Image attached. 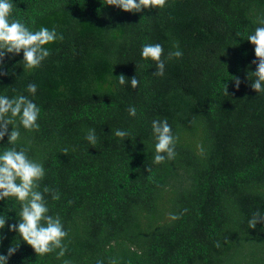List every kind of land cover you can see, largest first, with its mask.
<instances>
[{
  "label": "trees",
  "instance_id": "obj_1",
  "mask_svg": "<svg viewBox=\"0 0 264 264\" xmlns=\"http://www.w3.org/2000/svg\"><path fill=\"white\" fill-rule=\"evenodd\" d=\"M12 2L11 20L63 36L45 46L51 54L37 68L9 54L0 95L22 94L40 108L38 130L17 118L16 147L43 164L40 190L59 192L45 199L68 250L37 256L9 230L21 205L8 198L0 254L20 245L8 264H264V223L249 227L254 213L264 215V93L250 87L256 56L247 41L264 0H167L140 13L107 0ZM148 43L164 48L163 76L142 57ZM176 44L183 55L169 59ZM164 119L178 137L176 156L155 164L152 121ZM118 129L129 135L116 137ZM9 146L5 136L0 152Z\"/></svg>",
  "mask_w": 264,
  "mask_h": 264
},
{
  "label": "clouds",
  "instance_id": "obj_2",
  "mask_svg": "<svg viewBox=\"0 0 264 264\" xmlns=\"http://www.w3.org/2000/svg\"><path fill=\"white\" fill-rule=\"evenodd\" d=\"M167 0H107V5L115 6L125 12L140 13L144 9L163 8ZM13 11L12 0H0V76L8 75L3 69L4 61L9 54L19 55L23 53L24 70L39 67L42 62L50 56V51L45 47L54 43L57 39H63L58 35L55 28L49 29L41 27L39 30H31L21 20H11ZM261 25L257 27L254 34L247 38L255 46L256 59L252 61L256 65V71L251 72L254 79L250 87L257 93H264V19L258 21ZM175 51L168 53V58H180L183 53L179 50V45H174ZM142 57L156 62V76H163L165 72V62L162 58L164 48L159 43H148L142 47ZM118 78L120 85H125L128 78L121 74ZM132 89L139 86L136 76L130 79ZM235 87L239 90L242 81L236 77ZM27 91L35 95L37 87L30 83ZM228 93V85L226 86ZM129 114L136 116V108L130 107ZM40 108L25 95H17L9 98L0 95V141L5 136L8 137L9 147L0 152V201L14 198L20 205V211L16 223L9 226V230L18 233L24 242L31 246L37 256L56 252V258L60 259L67 252V245L64 240L68 237L60 216L49 214L50 210L45 194H50L53 200H59V192L47 186L40 190V181L46 175L42 163L30 158L28 148L17 149L16 144L21 138L19 125L27 130H38ZM11 126V131L9 130ZM152 130L155 136V156L154 163L161 164L166 159L172 160L176 156L175 146L178 137L172 132V128L167 119L153 120ZM129 133L124 130H116L115 136L121 139L127 137ZM86 139L92 144L97 143L95 129H89ZM67 150L65 149V155ZM151 171L150 167L147 169ZM173 219H178L173 216ZM10 217L7 214H0V230L5 229ZM258 223H264V215L259 212L253 214L249 220V227L255 229ZM6 236L0 231V246ZM20 246V245H19ZM19 246L12 244L7 250V255L0 254V264H8L9 258L13 256ZM216 247H220L217 242ZM57 250H59L57 252ZM63 264H72L70 260H63ZM97 264H103L98 260ZM109 264H117L115 259H111Z\"/></svg>",
  "mask_w": 264,
  "mask_h": 264
}]
</instances>
